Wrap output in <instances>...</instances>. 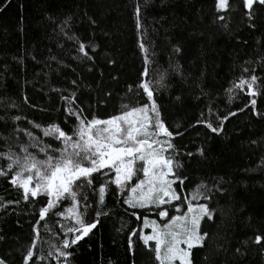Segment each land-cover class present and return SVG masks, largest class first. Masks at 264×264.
Listing matches in <instances>:
<instances>
[{
  "label": "trees",
  "instance_id": "trees-1",
  "mask_svg": "<svg viewBox=\"0 0 264 264\" xmlns=\"http://www.w3.org/2000/svg\"><path fill=\"white\" fill-rule=\"evenodd\" d=\"M135 2L0 0V117H4L0 120V152L7 150L4 138L10 137L13 127L27 129L45 144L59 147L58 143L43 137L42 128L60 117L62 111L63 101L51 89H68V81L72 79L79 78L82 86L93 88L102 82V89L111 92L108 103L95 108L97 117L119 114L121 104L128 103L125 97L129 85L135 88L144 67V54L138 46L140 36L132 16ZM140 3L143 5L144 0ZM246 12L242 0H229L226 11L217 10L216 0H150L149 7L142 9L144 40L152 61L149 76L154 81H160L161 74L164 76L155 85L162 97L157 102L162 104L166 123L172 128L180 125L179 130L184 133L173 141L179 149L176 159L188 177L177 191L182 193V198L191 199L196 186L203 184L202 192L211 193L212 198L205 201L200 196L193 203H208L210 208L218 209L207 227L215 234L213 239L224 247L215 249L210 242L209 262L203 259L206 252H195L199 264H264V251H261L264 245L242 243L257 234L264 235V115H256V111L264 114V96L256 97L253 111L251 106L244 108L249 97L243 92L229 99L227 91L244 74L245 67L264 77V70L259 66L264 63L260 59L264 56V8L254 5L255 19L251 23H255V28L249 27ZM219 16L224 19H218ZM89 18L97 23L91 24ZM79 43L98 45L95 53L89 51L92 62L80 61ZM175 47L180 51L175 52ZM96 95L83 88L85 101L91 96L94 103ZM240 108L244 111H237ZM229 112L237 114L224 122L220 136L213 134L207 142L208 133L203 125H196L195 129L188 127L185 131L197 119H207L215 126L218 118ZM13 116L22 119L14 122ZM33 124H41L42 128L35 129ZM67 124L74 126L71 119ZM29 142L23 133L8 139V144L17 151L20 144ZM199 146L206 148L205 157L186 155L189 151L195 154ZM30 150L38 152V149ZM43 158L39 153L38 159ZM6 164L0 158V167ZM138 178L143 179L142 172L129 185L134 186ZM83 191L88 193V189ZM15 200L20 203L0 209V236L3 237L0 256L7 257L10 264H21V256L32 239L35 212L44 201L33 204L21 200L20 191L0 177V203ZM106 204L104 211L108 215L100 217L92 233L72 249L71 264H131L133 257L127 247L129 230L142 229L150 234L151 227L143 226L144 216L158 224L167 221V218L161 221L154 210L145 209L135 210L141 217L137 220L132 215L134 210L122 204L119 196L107 195ZM176 204L173 201L166 206L169 217L187 211L186 204H181V211L177 213ZM221 208L232 211L224 216L219 211ZM58 219L52 217L46 221L51 230H46L43 222L40 227L37 252L46 257L43 264H57L55 255L48 254L54 253L58 246ZM133 240L135 264H157L154 254L135 237ZM238 247L240 253L236 252Z\"/></svg>",
  "mask_w": 264,
  "mask_h": 264
},
{
  "label": "snow or ice",
  "instance_id": "snow-or-ice-1",
  "mask_svg": "<svg viewBox=\"0 0 264 264\" xmlns=\"http://www.w3.org/2000/svg\"><path fill=\"white\" fill-rule=\"evenodd\" d=\"M149 4L150 0H144L143 5L140 0H136L133 5V22L140 36L138 46L144 54V67L135 88L129 85L125 97L128 103L121 104L122 110L119 114L103 119L97 117L94 114L95 108L100 104H107L111 92L102 89V82H98L93 88L91 85L82 86L79 78L72 79L68 81V89H51L63 101L60 117L51 120L43 128L41 124H33L35 129L42 128L43 137L50 138L52 143H58L59 147L45 144L31 131L19 127H13L10 137L4 138L7 150L0 152V158L6 160L7 164L0 167V177H4L10 186L20 191L21 200L33 204L39 203L41 199L44 201L35 212L32 239L21 256V264H43L46 257L38 255L37 242L41 239L42 222L46 230H51L46 221L52 217L59 218L56 223L60 239L54 253L50 252L48 255L54 254L57 264H61V261L62 264H71L72 249L92 233L100 223V217L108 215L104 211L107 207V195L122 197V204L134 210L132 215L137 220L141 217L136 209L154 210L161 221L167 218L166 222L158 224L156 220H149L144 216L143 226L151 227L150 234H145L142 229L129 230L127 247L133 257L131 264H135L134 237L154 254L157 264H199L194 253L201 251L206 252L203 259L209 262L210 255L207 251L210 242L215 249L224 247L219 240L213 239L215 234L210 233L207 227V222L213 221L218 209L210 208L208 203H193L200 196H203L205 201L212 198L211 193L202 192L205 185H197L191 199L187 196L182 198V193L177 191L188 177L181 171L183 165L176 159L179 149L173 141L176 137H183L184 133L179 130L180 125L172 128L166 123L162 114V104L157 102L162 97L155 85L163 81V74L160 81H154L149 76V65L152 61L149 47L144 40L142 22V9L146 10ZM242 4L243 8L247 9L245 15L250 21L249 27L255 28V23H251L255 19L254 5L264 8V0H242ZM216 8L218 11H226L229 8V0H216ZM218 19L223 20L224 17L219 16ZM89 22L97 23L91 18ZM96 47L98 45L94 43L88 45L79 43L78 53L82 54L79 57L80 61L85 64L92 62L93 56L89 55V51L95 53ZM174 51L179 52L180 48L175 47ZM260 59L264 60V56ZM259 66L264 70V63ZM88 71L91 72L92 68H88ZM243 73L227 90L230 94L229 99L237 92H243L249 97L244 108L251 106L255 111L256 97L264 96V77L256 75L254 69L250 70L247 67L243 69ZM84 87L90 92L97 93L94 103L91 96L87 101L83 98ZM23 99L27 103L28 97L25 96ZM176 99L180 100V97ZM244 108L237 111L243 112ZM236 114L229 112L219 117V123L215 126L207 119H197L194 125H187L185 131L188 127L195 129L196 125H203L208 133L207 142L212 139L213 134L220 136L224 132V122ZM256 115L264 114L256 111ZM11 119L14 122L21 121L22 117L13 116ZM70 119L73 120L74 126L67 124ZM0 120H4V117H0ZM20 133L26 135L30 142L20 144L17 151L8 144V139H14ZM30 149H38V152ZM39 153L43 154V159H38ZM186 155L188 157L199 155L203 158L206 156V148L199 146L195 154L189 151ZM138 172L143 173V179L138 178V182L130 186L129 182ZM83 189H88V193ZM125 189H128L127 194ZM173 201L177 202L175 205L177 213L181 211V204H186L187 211L169 217L166 206L172 205ZM19 203L20 200L0 203V209H5L9 204ZM65 204L68 206L65 207ZM219 211L226 216L232 210L225 211L221 208ZM202 221L205 222L204 227ZM0 239L3 237L0 236ZM249 241L256 245H264V235L257 234L254 239L249 238L242 243ZM261 251H264V247ZM236 252L240 253L239 247L236 248ZM0 264L10 262L7 257L0 256Z\"/></svg>",
  "mask_w": 264,
  "mask_h": 264
}]
</instances>
